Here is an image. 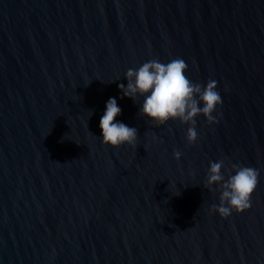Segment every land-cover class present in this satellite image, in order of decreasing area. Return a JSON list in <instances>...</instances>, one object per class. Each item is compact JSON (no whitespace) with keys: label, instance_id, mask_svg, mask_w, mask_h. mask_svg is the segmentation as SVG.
<instances>
[{"label":"water","instance_id":"1","mask_svg":"<svg viewBox=\"0 0 264 264\" xmlns=\"http://www.w3.org/2000/svg\"><path fill=\"white\" fill-rule=\"evenodd\" d=\"M154 58L217 82L194 143L118 90ZM109 98L135 145L103 143ZM219 160L259 173L227 217ZM0 264H264V0H0Z\"/></svg>","mask_w":264,"mask_h":264},{"label":"clouds","instance_id":"2","mask_svg":"<svg viewBox=\"0 0 264 264\" xmlns=\"http://www.w3.org/2000/svg\"><path fill=\"white\" fill-rule=\"evenodd\" d=\"M187 64L181 58H175L167 63L158 59L144 62L137 69L129 68L125 73L127 84H118L122 98L142 96L138 115L146 117L157 125L169 119L179 120L187 124L186 140L194 143L197 139L195 117L203 116L210 124L216 123L212 113L222 104V98L217 89V82L209 80L205 86L193 83L185 75ZM200 105H203L202 107ZM121 108L115 98H109L105 111L99 120V129L105 145L113 147L122 144L135 145L137 129L116 121ZM181 153L174 151L173 157L180 158ZM224 160L209 162L204 187L219 191V203L210 207L211 212L227 217L233 211L240 213L250 207V197L258 183L259 173L252 167L232 165L234 175L225 179L221 172ZM213 185H219L213 189ZM178 194V193H177Z\"/></svg>","mask_w":264,"mask_h":264}]
</instances>
